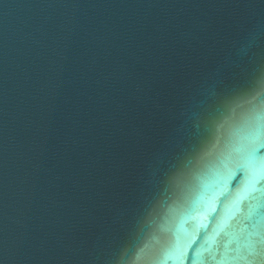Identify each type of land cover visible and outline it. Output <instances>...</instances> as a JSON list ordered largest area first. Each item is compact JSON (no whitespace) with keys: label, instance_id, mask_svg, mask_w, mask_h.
<instances>
[{"label":"water","instance_id":"95a60500","mask_svg":"<svg viewBox=\"0 0 264 264\" xmlns=\"http://www.w3.org/2000/svg\"><path fill=\"white\" fill-rule=\"evenodd\" d=\"M0 264H264V0H0Z\"/></svg>","mask_w":264,"mask_h":264},{"label":"snow or ice","instance_id":"6c2138e0","mask_svg":"<svg viewBox=\"0 0 264 264\" xmlns=\"http://www.w3.org/2000/svg\"><path fill=\"white\" fill-rule=\"evenodd\" d=\"M211 211H215V209H214V208H212V209H211ZM205 227H206V225H205Z\"/></svg>","mask_w":264,"mask_h":264}]
</instances>
